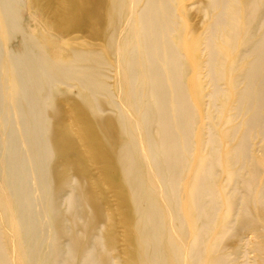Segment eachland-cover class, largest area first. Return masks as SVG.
<instances>
[{
    "label": "bare ground",
    "instance_id": "6f19581e",
    "mask_svg": "<svg viewBox=\"0 0 264 264\" xmlns=\"http://www.w3.org/2000/svg\"><path fill=\"white\" fill-rule=\"evenodd\" d=\"M0 264H264V0H0Z\"/></svg>",
    "mask_w": 264,
    "mask_h": 264
}]
</instances>
